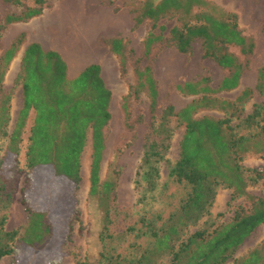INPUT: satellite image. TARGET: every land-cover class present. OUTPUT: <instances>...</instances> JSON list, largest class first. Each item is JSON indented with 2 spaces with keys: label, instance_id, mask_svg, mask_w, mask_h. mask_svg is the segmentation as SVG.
Returning <instances> with one entry per match:
<instances>
[{
  "label": "trees",
  "instance_id": "16d2710c",
  "mask_svg": "<svg viewBox=\"0 0 264 264\" xmlns=\"http://www.w3.org/2000/svg\"><path fill=\"white\" fill-rule=\"evenodd\" d=\"M10 1L21 4V0ZM195 7H209L210 10L194 11ZM44 8L45 0H36L35 5H25L18 13H7L3 26L39 16ZM175 15L180 24L168 28L165 19ZM146 20L151 23V28L143 41L142 56L148 59L153 48L163 41L187 53L193 41L200 38L204 55L213 57L227 69L218 87L211 86L209 76L179 84L182 92L198 97L177 109L172 103L161 107L158 81L151 64L145 62L142 65V58L134 62L136 81L124 96L123 106L128 113L131 99L145 93L149 98V110L155 117L152 137L147 139L138 171L137 182L142 185L143 192L140 200L160 187L163 164L168 169L169 179L186 188L179 205L166 218L162 212H157L156 217L143 216L136 235L148 236L150 242L144 247H135L130 257L116 254L106 246L107 239L112 238L109 226L116 182L103 179L101 175L106 147L105 127L112 117V90L103 78L99 63H91L75 77H70L68 63L59 51L45 49L38 41L29 42L23 50L17 75L22 105L14 115V95L5 87V76L26 41L25 31L12 40L0 61V141L7 139L6 153L14 156L11 170H19L21 144L30 118L32 123L26 147V167L30 173L47 167L54 177L68 179L78 187L82 179L83 156L91 141L89 194L97 199L103 213V228L99 234L103 248L96 258H76L75 264H228L230 259L233 264H264V241L245 255L235 257L243 241L264 223V193L255 195L248 189L251 184L264 179V168H251L243 163L249 153L264 157V104L255 103L252 111L246 114L247 103L253 94L249 87L234 101L214 95L239 86L256 41L244 34L236 13L218 16L209 0H160L156 3L146 0L135 17V24ZM103 41L119 56L121 72L125 73L131 52L123 38L111 37ZM231 44L240 47L244 61L229 50ZM256 88L264 94V64L258 70ZM203 108L221 110L225 115L196 117ZM173 117L185 126L179 157L175 161L168 156L174 136ZM4 165L5 157H2L0 260L14 254L21 246L40 250L55 245L56 239L70 238L69 234L65 237V227L58 226L72 219L64 209H58L54 218L51 209L27 205L28 222L24 229L6 228L7 214L2 210L12 205L16 185L14 174L5 173ZM220 186L232 189V199L243 197L245 203L238 204L230 220L215 223L208 218L205 226L186 235L191 225L211 214ZM72 216L78 218L79 211L75 209ZM134 230V226L127 229Z\"/></svg>",
  "mask_w": 264,
  "mask_h": 264
},
{
  "label": "rangeland",
  "instance_id": "374dc122",
  "mask_svg": "<svg viewBox=\"0 0 264 264\" xmlns=\"http://www.w3.org/2000/svg\"><path fill=\"white\" fill-rule=\"evenodd\" d=\"M145 1L45 0L44 12L41 15L3 26L7 13H18L25 5H35L36 0H21V4L0 0V61L12 40L19 33L26 32V41L12 60L5 76V87L14 95V115L22 105V92L17 75L23 50L29 42L38 41L45 49L59 51L68 63L70 77L77 75L91 63H99L102 67L103 78L112 90L110 104L112 117L105 127L106 147L101 175L103 179H112L116 182L111 208L112 222L109 226L112 238L107 239L106 246L112 249V252L121 253L126 257L134 254L138 245L144 247L150 242L148 236L136 235L142 226L143 216L156 217L157 212H162L166 218L179 205L186 191L182 184L169 179L168 169L163 164L160 187L140 200L143 192L142 185L137 182L138 171L147 139L152 137V123L155 117L149 110V98L145 93L131 99L128 113L123 106L124 96L136 81L135 60L142 58V65L145 62L151 64L158 81L161 107L172 103L179 109L198 97L182 92L178 88L179 84L209 76L211 86L218 87L227 74V69L213 57L204 55L203 42L200 38L193 41L192 48L187 53L180 52L175 46L163 41L153 48L148 59L142 56L143 41L151 28V23L146 20L136 25L135 17L142 11ZM152 1L156 3L160 0ZM209 1L218 16L236 13L239 27L244 34L252 36L256 41L255 51L242 74L239 86L214 94L221 99L234 101L245 88H252L253 94L245 111L246 114L250 113L255 103L264 104V94L256 88L258 70L264 64V0ZM204 8L210 10L209 7H195L194 11ZM165 21L168 28L180 24L177 15L168 17ZM111 37H122L128 51L131 52L128 55L125 73L121 72L119 56L103 41ZM229 50L242 61L245 60L239 46L231 44ZM203 115L223 117L225 114L221 110L203 108L195 116ZM31 123L32 118L29 119L24 142L21 144L19 170H11L14 156L6 153L7 139L0 141V158L5 157V173L14 174L16 185L12 205L2 210L7 214L6 228L24 229L28 222L27 205L51 209L52 216L58 209H64L69 212L71 223L66 222L58 226L62 229L65 227L63 229L65 237L69 234L70 238L56 239L55 245L51 244L40 250L21 246L14 254L3 257L0 264H75L76 258L92 260L99 256L103 248L99 235L103 228V213L97 199L89 194L91 141L89 140L83 156L82 179L78 187L68 179L54 177L47 167L30 173L26 167V147ZM171 124L174 127V136L168 156L175 161L179 157L180 141L185 126L179 124L175 117L172 118ZM243 163L251 168H264V157L249 153ZM248 189L255 195H262L264 179L251 184ZM240 203H245L243 197L232 199V189L220 186L211 207V214L206 215L197 224L191 225L186 235L205 226L207 223L204 222L208 218L215 223L230 220ZM75 209L79 211V217L74 219L72 215ZM67 212H63L65 216ZM130 226H134L135 230L127 231ZM60 234L59 231L58 235ZM263 241L264 223L243 241L235 257L245 255ZM228 264H233V259H230Z\"/></svg>",
  "mask_w": 264,
  "mask_h": 264
},
{
  "label": "crops",
  "instance_id": "0c3cea01",
  "mask_svg": "<svg viewBox=\"0 0 264 264\" xmlns=\"http://www.w3.org/2000/svg\"><path fill=\"white\" fill-rule=\"evenodd\" d=\"M80 72H81V71H80ZM80 72H79V73H80ZM79 73H78V74H79ZM75 76H76V75H75ZM75 76H73V77H75Z\"/></svg>",
  "mask_w": 264,
  "mask_h": 264
}]
</instances>
